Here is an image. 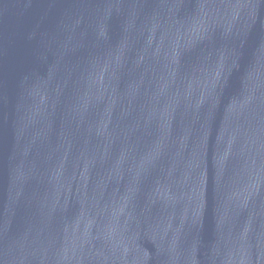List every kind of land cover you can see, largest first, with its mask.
Returning a JSON list of instances; mask_svg holds the SVG:
<instances>
[{"label": "water", "instance_id": "obj_1", "mask_svg": "<svg viewBox=\"0 0 264 264\" xmlns=\"http://www.w3.org/2000/svg\"><path fill=\"white\" fill-rule=\"evenodd\" d=\"M0 264H264V0H0Z\"/></svg>", "mask_w": 264, "mask_h": 264}]
</instances>
